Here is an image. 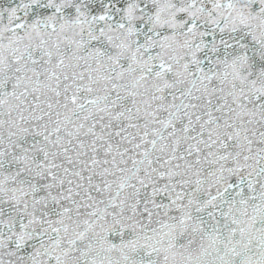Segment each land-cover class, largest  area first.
I'll return each mask as SVG.
<instances>
[{"label":"snow or ice","instance_id":"6c2138e0","mask_svg":"<svg viewBox=\"0 0 264 264\" xmlns=\"http://www.w3.org/2000/svg\"><path fill=\"white\" fill-rule=\"evenodd\" d=\"M0 264H264V0H0Z\"/></svg>","mask_w":264,"mask_h":264}]
</instances>
